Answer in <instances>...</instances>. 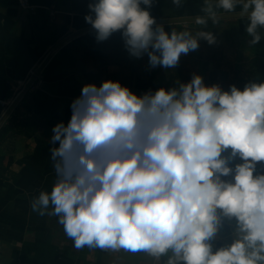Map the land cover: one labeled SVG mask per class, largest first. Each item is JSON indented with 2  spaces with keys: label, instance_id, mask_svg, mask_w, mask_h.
Here are the masks:
<instances>
[{
  "label": "clouds",
  "instance_id": "clouds-1",
  "mask_svg": "<svg viewBox=\"0 0 264 264\" xmlns=\"http://www.w3.org/2000/svg\"><path fill=\"white\" fill-rule=\"evenodd\" d=\"M154 2L90 0L84 19L98 41L120 30L129 54L146 53L152 67L173 68L200 38L215 41L212 32L153 28ZM240 3L218 0L228 11ZM243 7L255 45L264 0ZM70 107L67 124H55L50 137L58 179L31 207L45 215L51 204L49 214L75 248L171 253L167 264H264V171L257 170L264 162V81L223 90L193 74L187 83L137 95L106 79L84 84ZM235 157L241 162L230 165ZM222 217L235 219L238 235L214 250Z\"/></svg>",
  "mask_w": 264,
  "mask_h": 264
},
{
  "label": "crops",
  "instance_id": "crops-1",
  "mask_svg": "<svg viewBox=\"0 0 264 264\" xmlns=\"http://www.w3.org/2000/svg\"><path fill=\"white\" fill-rule=\"evenodd\" d=\"M89 2L27 0L22 6L18 0H0V98L10 100L13 89L21 90L43 63L0 125V264H167L171 255L153 257L143 250L123 248H75L55 214H49L51 204L45 215L31 207L33 198L41 191L50 192L58 179L50 151L54 147L50 143L52 128L61 121L67 124L71 102L84 84L99 86L106 79L118 80L140 95L149 89L174 87L176 81L187 83L193 74L201 75L203 81L216 77L213 61L203 67L209 48L204 38L198 48L181 54L173 68L150 66L146 53L139 58L131 56L120 30L98 41L95 29L84 19ZM244 2L228 11L218 0H181L179 4L155 0L148 10L155 18L153 28L161 25L169 33L192 36L212 32L213 43L223 55L222 66L243 71L249 79V72L264 56V37L249 44L251 37L245 31L249 17L238 15L250 11L244 9ZM199 17L210 18L200 24ZM216 84L223 90L229 87L228 81ZM239 162L235 157L229 164ZM235 227L234 218L222 217L219 231L210 241L214 250L238 235L233 233Z\"/></svg>",
  "mask_w": 264,
  "mask_h": 264
},
{
  "label": "trees",
  "instance_id": "trees-1",
  "mask_svg": "<svg viewBox=\"0 0 264 264\" xmlns=\"http://www.w3.org/2000/svg\"><path fill=\"white\" fill-rule=\"evenodd\" d=\"M260 34L262 37H264V27L260 30ZM208 45V50L205 55V62L203 63V67L207 66L208 61H213V70L216 73L215 79H211L210 81H203L205 85H212L216 84L217 81L222 80V81H228L229 86L230 85H235L238 89H243V87L251 82L248 79V76L245 72L240 71L238 69H234L229 66H222L220 63V59L223 58L221 50L218 49V46L214 43H209L206 42ZM193 54H196V56L200 57L198 53L194 52ZM191 78L188 79L187 82H189ZM255 82H260V81H255ZM181 82H175L174 87L178 86V84ZM229 89V87H228ZM227 89V90H228ZM257 163H264V162H257Z\"/></svg>",
  "mask_w": 264,
  "mask_h": 264
},
{
  "label": "rangeland",
  "instance_id": "rangeland-1",
  "mask_svg": "<svg viewBox=\"0 0 264 264\" xmlns=\"http://www.w3.org/2000/svg\"><path fill=\"white\" fill-rule=\"evenodd\" d=\"M257 60L256 66L249 72V80L253 81H264V56ZM248 75V74H247ZM257 170L264 171V163H257Z\"/></svg>",
  "mask_w": 264,
  "mask_h": 264
},
{
  "label": "water",
  "instance_id": "water-1",
  "mask_svg": "<svg viewBox=\"0 0 264 264\" xmlns=\"http://www.w3.org/2000/svg\"><path fill=\"white\" fill-rule=\"evenodd\" d=\"M238 15H247V12L244 13H240ZM208 19L210 17H207ZM45 61V59H44ZM43 61V62H44ZM43 65V63L41 65H39V67L36 69L35 73L29 78V80L26 82V84L24 85L23 89L21 90V92L16 96V98L11 102V104L9 105V107L6 109V111L2 114V116L0 117V125L2 124V122L4 121V119L6 118V116L10 113V111L13 109V107L16 105V103L19 101V99L22 97L24 91L32 84V82L35 80L36 74L39 72V70L41 69V66Z\"/></svg>",
  "mask_w": 264,
  "mask_h": 264
},
{
  "label": "built area",
  "instance_id": "built-area-1",
  "mask_svg": "<svg viewBox=\"0 0 264 264\" xmlns=\"http://www.w3.org/2000/svg\"><path fill=\"white\" fill-rule=\"evenodd\" d=\"M18 2H19V4L20 5H22V6H25L26 4H27V0H18ZM29 80V79H28ZM27 80V81H28ZM26 81V82H27ZM26 84V83H25ZM24 84V85H25ZM22 86V85H21ZM23 89V88H22ZM21 89V90H22ZM21 90H18V91H16V89H13V95H12V97L10 98V100L9 99H1L0 98V111H2L1 112V115L6 111V109L9 107V105L11 104V102L16 98V96L21 92ZM0 115V116H1Z\"/></svg>",
  "mask_w": 264,
  "mask_h": 264
}]
</instances>
